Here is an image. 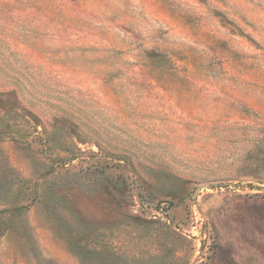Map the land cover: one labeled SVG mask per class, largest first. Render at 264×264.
I'll list each match as a JSON object with an SVG mask.
<instances>
[{"label": "rangeland", "instance_id": "obj_1", "mask_svg": "<svg viewBox=\"0 0 264 264\" xmlns=\"http://www.w3.org/2000/svg\"><path fill=\"white\" fill-rule=\"evenodd\" d=\"M0 264H264V0H0Z\"/></svg>", "mask_w": 264, "mask_h": 264}]
</instances>
